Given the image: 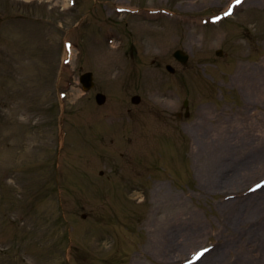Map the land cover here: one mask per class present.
Returning <instances> with one entry per match:
<instances>
[{
  "label": "rangeland",
  "instance_id": "1",
  "mask_svg": "<svg viewBox=\"0 0 264 264\" xmlns=\"http://www.w3.org/2000/svg\"><path fill=\"white\" fill-rule=\"evenodd\" d=\"M228 1L0 0V264H178L209 244L213 264H264L221 208L264 176V0L201 22ZM257 157L240 187H210ZM244 211L264 218V200Z\"/></svg>",
  "mask_w": 264,
  "mask_h": 264
},
{
  "label": "bare ground",
  "instance_id": "2",
  "mask_svg": "<svg viewBox=\"0 0 264 264\" xmlns=\"http://www.w3.org/2000/svg\"><path fill=\"white\" fill-rule=\"evenodd\" d=\"M170 95L167 96V98ZM171 100L169 99V102ZM261 155L264 156V148H261ZM263 158V157H261ZM260 158V159H261ZM258 157L253 158L250 160H245L241 164H236L232 167H228L224 170L223 173L218 175L217 177L213 178L211 180V185L210 187L216 188V187H222L227 185H230L232 189H236L237 187H240L243 182H246L245 180L247 179V176L250 175L252 170H255L258 168V161L260 160ZM261 166H263L261 164ZM253 176V175H252ZM263 187L258 189L257 191L253 193H248L243 197H236L228 199L224 204L221 206V208L224 210L223 216H222V221L225 223L224 228L226 230H229L230 237L233 236L234 239L236 238H243V242L246 240H252L256 239L257 242H261V238L264 239V218H256V219H247V214L244 212L245 205L247 203L249 204V201H261L264 200V191L261 193H258L261 191ZM239 190H235V192H238ZM231 193H233L231 191ZM226 208V209H225ZM222 222V223H223ZM197 232H183L181 233V238H175L172 247H169V250L175 249L178 251H184L186 248L189 246L193 245L196 243L199 239L202 241L203 235L202 232L199 233V229H196ZM234 235H233V234ZM196 234V235H195ZM237 234V235H235ZM197 239H194V237ZM178 243V244H177ZM185 243V244H184ZM177 245H179L177 247ZM180 245H182L180 247ZM222 249V248H221ZM221 249L216 250L215 247H212L210 250H208L205 254H203L197 262L192 263V264H200L203 260H205L201 264H213L214 262L217 261L218 256L221 254ZM229 250V248H227ZM224 251V249H223ZM188 251H186L183 254H177L176 257H181L182 255L187 254ZM189 253V252H188ZM182 260H180L181 262Z\"/></svg>",
  "mask_w": 264,
  "mask_h": 264
},
{
  "label": "water",
  "instance_id": "3",
  "mask_svg": "<svg viewBox=\"0 0 264 264\" xmlns=\"http://www.w3.org/2000/svg\"><path fill=\"white\" fill-rule=\"evenodd\" d=\"M180 60H182V61H184L185 60V55H179V53L177 52L176 54H175ZM169 68V67H168ZM170 69V68H169ZM83 79H88V75H86V76H83L82 77ZM97 99L100 101L101 99H103L101 96H97ZM133 100L134 101H137V98H133Z\"/></svg>",
  "mask_w": 264,
  "mask_h": 264
},
{
  "label": "snow or ice",
  "instance_id": "4",
  "mask_svg": "<svg viewBox=\"0 0 264 264\" xmlns=\"http://www.w3.org/2000/svg\"><path fill=\"white\" fill-rule=\"evenodd\" d=\"M236 3H240V0H236ZM228 13H226L227 15ZM205 251H207V249H205ZM197 255H200V253H198Z\"/></svg>",
  "mask_w": 264,
  "mask_h": 264
}]
</instances>
